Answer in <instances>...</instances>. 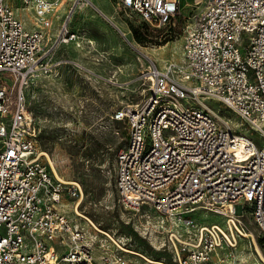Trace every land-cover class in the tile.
Here are the masks:
<instances>
[{
    "label": "built area",
    "instance_id": "obj_1",
    "mask_svg": "<svg viewBox=\"0 0 264 264\" xmlns=\"http://www.w3.org/2000/svg\"><path fill=\"white\" fill-rule=\"evenodd\" d=\"M109 1L113 16H136L156 29L184 9L182 0ZM14 3L32 11L39 27L26 29ZM91 6L112 23L91 0H0V76L8 74L14 88L12 98L0 85V264H129L109 235L110 242L98 239L99 229L78 222L82 186L46 163L26 100L35 80L71 63L58 50L86 39L69 16ZM188 7L184 64L149 66L147 95L112 116L127 131L116 157L117 202L140 231L162 240L175 264H242L232 255L241 239L229 223L232 217L241 227L232 209L249 210L264 233V0H191ZM207 101L238 118L244 133ZM197 210L223 217L225 226L196 223Z\"/></svg>",
    "mask_w": 264,
    "mask_h": 264
},
{
    "label": "rangeland",
    "instance_id": "obj_2",
    "mask_svg": "<svg viewBox=\"0 0 264 264\" xmlns=\"http://www.w3.org/2000/svg\"><path fill=\"white\" fill-rule=\"evenodd\" d=\"M91 2L110 16L109 0ZM190 2L182 0V15L169 26L150 27L158 30L159 36L152 33L153 37L147 42L139 40L147 30L136 16L112 15L110 23L92 6L74 11L69 16L70 26L86 40L79 48L62 46L56 57L71 63L62 65L51 76L35 80L26 92L40 152L49 156L63 180L77 181L82 186L84 197L79 213L110 235L125 252H135L164 264L175 263L168 248L162 247V240L140 231L117 202L116 157L126 143L127 131L124 124L114 122L112 116L124 106L139 103L147 95L148 84L144 77L149 66L162 69L170 63L184 64L182 28ZM14 4L18 8L16 16L26 29L39 27L32 11L21 10L19 3ZM65 6L64 2L52 15L54 26L64 16ZM161 46L166 47L161 50ZM0 85L11 91L13 98V81L8 74L0 76ZM207 104L227 120L235 132L244 133L239 119L232 113L214 101H207ZM252 140L257 141L255 137ZM235 212L241 225L237 223L238 227L254 234L261 257L254 251L250 239L242 237L232 255L242 264H264V233L254 223L249 210L237 208ZM191 216L200 225L225 226V219L212 213L197 210ZM78 222L87 225L84 218ZM98 239L109 241L103 233ZM125 257L129 264L145 263L131 253H125Z\"/></svg>",
    "mask_w": 264,
    "mask_h": 264
},
{
    "label": "bare ground",
    "instance_id": "obj_3",
    "mask_svg": "<svg viewBox=\"0 0 264 264\" xmlns=\"http://www.w3.org/2000/svg\"><path fill=\"white\" fill-rule=\"evenodd\" d=\"M165 47L166 46H161V47H159L161 50H164L165 49ZM175 51V50H174ZM171 55L173 56V57H176L177 58V55H176V53L175 52H172L171 53ZM182 55H183V53H182ZM181 55V56H182ZM162 57V56H161ZM166 59H167V57H166ZM165 59V60H166ZM179 59V58H178ZM182 60H183V57H182ZM176 65H179V64H176ZM238 141L241 143V146H242V149L244 148V146H245V144H246V141H245V139L244 138H242V137H238ZM42 156H44L45 157V161H46V163L51 167V169L56 173V170H55V168H54V166H53V163H52V161H51V159L49 158V156L47 155V154H45V153H42L41 154ZM57 174V173H56ZM58 176V175H57ZM59 177V176H58ZM82 202V201H81ZM232 211H236L235 209H232ZM76 213L79 215V216H81V218H84L86 221H88L89 223H91L94 227H95V225L93 224V222L90 220V219H88L86 216H84L83 214H81V213H79V211L78 210H76ZM236 213V212H235ZM229 219V223H230V225H231V223H233L234 224V226L237 228V230L240 232V234H241V237L243 238V239H250V243L253 245L254 244V246H255V249H254V251L261 257V253H260V250H259V248H258V245H257V243H256V239H255V236H254V234H252V233H247V232H243L239 227H238V225H237V223H236V221H235V219L234 218H232V217H230V218H228ZM226 220V219H225ZM239 221V220H238ZM231 227H232V229H233V226L231 225ZM98 229V228H97ZM101 231V230H100ZM102 233H105V232H103V231H101ZM105 234H107V233H105ZM108 235V234H107ZM110 236V235H109ZM126 253H131V254H133L134 256H138L139 258H141L145 263L144 264H164L163 262H161V261H157V260H150V259H148V258H146V257H144V256H142V255H140V254H138V253H135V252H131V251H127Z\"/></svg>",
    "mask_w": 264,
    "mask_h": 264
},
{
    "label": "trees",
    "instance_id": "obj_4",
    "mask_svg": "<svg viewBox=\"0 0 264 264\" xmlns=\"http://www.w3.org/2000/svg\"><path fill=\"white\" fill-rule=\"evenodd\" d=\"M144 23V22H143ZM146 26L147 33L140 35V39L142 42H147L151 40V34L154 33L155 37L159 36V31L151 29L150 26H148L146 23H144ZM167 42V41H166Z\"/></svg>",
    "mask_w": 264,
    "mask_h": 264
},
{
    "label": "crops",
    "instance_id": "obj_5",
    "mask_svg": "<svg viewBox=\"0 0 264 264\" xmlns=\"http://www.w3.org/2000/svg\"><path fill=\"white\" fill-rule=\"evenodd\" d=\"M112 15H113V13L112 12H110V16L109 15H106L107 17H109V18H111L112 17ZM73 28V27H72ZM74 29V28H73Z\"/></svg>",
    "mask_w": 264,
    "mask_h": 264
}]
</instances>
